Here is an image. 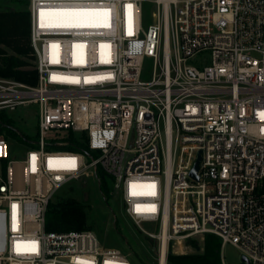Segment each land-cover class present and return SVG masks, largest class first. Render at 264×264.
Masks as SVG:
<instances>
[{
  "label": "built area",
  "instance_id": "obj_1",
  "mask_svg": "<svg viewBox=\"0 0 264 264\" xmlns=\"http://www.w3.org/2000/svg\"><path fill=\"white\" fill-rule=\"evenodd\" d=\"M28 11L38 81L0 77V110L36 104L37 132L0 120V264H133L94 230H46L52 198L82 177L101 184L100 170L157 242L147 263L211 233L222 264L226 244L264 264V0H29ZM8 130L25 140L21 159Z\"/></svg>",
  "mask_w": 264,
  "mask_h": 264
},
{
  "label": "rangeland",
  "instance_id": "obj_2",
  "mask_svg": "<svg viewBox=\"0 0 264 264\" xmlns=\"http://www.w3.org/2000/svg\"><path fill=\"white\" fill-rule=\"evenodd\" d=\"M24 1L26 3L24 4ZM29 0H0V10L28 9ZM155 6L146 3L144 6L145 22L152 21L151 15ZM9 53H13L8 49ZM34 65V60L32 61ZM147 73L151 71L150 59H146ZM0 120L15 127L18 131L28 134L36 139L37 132V105H19L16 109L0 110ZM16 130H8L9 155L11 158L21 159L23 157L24 138ZM97 155V153H96ZM90 157L87 156V161ZM55 203H79L87 212V225L84 229L94 230L103 244L119 248L127 254L133 264L153 263V252L151 247L157 246L155 240H150L133 220L126 214L124 202L119 192L104 195L95 176L82 177L68 183L52 200ZM151 228L149 223L144 224ZM205 236H197L188 241V247L176 246L173 254H190L201 252L204 249ZM224 259L228 263L243 264L240 250L232 245L226 244L222 249ZM149 262V263H147Z\"/></svg>",
  "mask_w": 264,
  "mask_h": 264
},
{
  "label": "trees",
  "instance_id": "obj_3",
  "mask_svg": "<svg viewBox=\"0 0 264 264\" xmlns=\"http://www.w3.org/2000/svg\"><path fill=\"white\" fill-rule=\"evenodd\" d=\"M26 1H24V4ZM8 49L13 53H9ZM33 48L30 41V14L28 9L0 10V77L11 78L29 85L38 81L32 63ZM69 148H79L75 144ZM101 189L110 193L109 181L102 170ZM46 230H81L87 225V212L79 203H55L50 201L46 211ZM204 249L190 254H168L169 264H222L221 242L211 233L205 234Z\"/></svg>",
  "mask_w": 264,
  "mask_h": 264
},
{
  "label": "water",
  "instance_id": "obj_4",
  "mask_svg": "<svg viewBox=\"0 0 264 264\" xmlns=\"http://www.w3.org/2000/svg\"><path fill=\"white\" fill-rule=\"evenodd\" d=\"M200 160H201V151L198 153V157L193 165V168L191 170V175L194 176L195 178H199L198 174H197V171H198V168H199V163H200ZM242 259L244 261H247L246 257L243 256ZM249 264V263H247Z\"/></svg>",
  "mask_w": 264,
  "mask_h": 264
}]
</instances>
